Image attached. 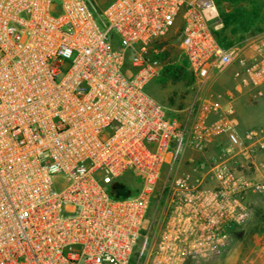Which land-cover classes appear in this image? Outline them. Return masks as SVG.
Listing matches in <instances>:
<instances>
[{"label": "built area", "instance_id": "built-area-1", "mask_svg": "<svg viewBox=\"0 0 264 264\" xmlns=\"http://www.w3.org/2000/svg\"><path fill=\"white\" fill-rule=\"evenodd\" d=\"M222 27L216 0H0V264H203L232 252L251 195L264 196L240 171L257 166L264 128L243 131L234 105L264 96V34L226 46ZM172 34L198 90L232 70L226 103L200 94L171 116L149 93L150 52ZM216 143L211 166L188 156ZM125 174L138 192L111 196ZM254 252L264 256V232Z\"/></svg>", "mask_w": 264, "mask_h": 264}, {"label": "rangeland", "instance_id": "rangeland-1", "mask_svg": "<svg viewBox=\"0 0 264 264\" xmlns=\"http://www.w3.org/2000/svg\"><path fill=\"white\" fill-rule=\"evenodd\" d=\"M216 1L223 24L219 31L222 42H247L264 34V0ZM150 58L153 61H158L156 65L158 74L150 81L147 89L158 102L167 108L171 116L181 115L184 117L189 106L200 94L222 95L221 100L226 103V92L234 91L232 70L219 76L210 88L209 83H207L202 90H198L196 80L187 70L186 63L181 56L175 34L158 40L150 52ZM260 100L252 99L247 94L236 95L234 105L243 131L264 128V123L260 119L261 115L264 114ZM225 142V139H222L221 144ZM215 147L219 149V143L211 146L206 154L191 153L188 156L196 158L197 163L209 161V166H211V158L218 153H211V149ZM245 170V168L240 169L242 173L255 179L253 169ZM191 171L192 167L185 160L179 173H190ZM165 181L166 177L163 176L160 182ZM122 182L129 189L126 191L127 195H136L140 182L138 176L125 174L117 179L113 186L123 184ZM249 208L251 210L250 219L241 231L232 252L203 264H264V256L258 257L254 252L264 232V196L251 195ZM159 217V215L156 216V219L158 220ZM151 236L153 237L152 244H154L156 236L153 229Z\"/></svg>", "mask_w": 264, "mask_h": 264}, {"label": "crops", "instance_id": "crops-1", "mask_svg": "<svg viewBox=\"0 0 264 264\" xmlns=\"http://www.w3.org/2000/svg\"><path fill=\"white\" fill-rule=\"evenodd\" d=\"M260 99H261L260 103H262L261 106L264 109V96H263V98H260ZM260 119H261V122L264 123V114L261 115ZM211 151H212L211 153L216 154L218 152V147L212 148ZM256 164H257L256 167L250 166V167L245 168L246 169L245 171H247V170L250 171L253 169L255 179L259 180L261 182H264V152L260 153Z\"/></svg>", "mask_w": 264, "mask_h": 264}, {"label": "trees", "instance_id": "trees-1", "mask_svg": "<svg viewBox=\"0 0 264 264\" xmlns=\"http://www.w3.org/2000/svg\"><path fill=\"white\" fill-rule=\"evenodd\" d=\"M220 33H218V37L221 41V43L223 45L229 46L231 44H233L231 41H224L222 42L221 37L219 35ZM150 93V92H149ZM151 94V93H150ZM123 184H119L117 186H113V184L111 185L110 189H109V194L115 198H126V197H130V196H134V195H127L126 191H128L129 189H127L126 185L124 184V182H122ZM187 264H193V262H187Z\"/></svg>", "mask_w": 264, "mask_h": 264}]
</instances>
